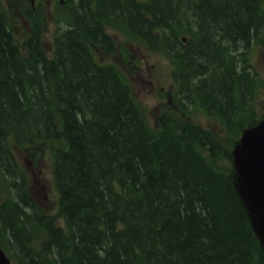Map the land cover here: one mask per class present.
<instances>
[{"label":"trees","instance_id":"trees-1","mask_svg":"<svg viewBox=\"0 0 264 264\" xmlns=\"http://www.w3.org/2000/svg\"><path fill=\"white\" fill-rule=\"evenodd\" d=\"M66 8L72 23L56 34L50 59L39 36L45 15L31 21L36 32L23 49L0 5L3 165L10 175L12 144L34 147L49 137L63 141L53 149L66 230L52 219L26 215L22 202H29L28 184L22 176L15 183L22 202L0 207V220L15 238V262L264 264L233 188L232 146L190 124L177 131L165 127L151 132L129 88L113 70L99 67L91 50L110 44L105 24L163 50L167 43L174 48L177 35L194 22L205 38L196 47L193 63L211 79L199 80L205 99L199 103L234 119L231 74L218 62L222 45L247 42L252 35L264 43V0H69Z\"/></svg>","mask_w":264,"mask_h":264},{"label":"rangeland","instance_id":"rangeland-1","mask_svg":"<svg viewBox=\"0 0 264 264\" xmlns=\"http://www.w3.org/2000/svg\"><path fill=\"white\" fill-rule=\"evenodd\" d=\"M2 7L4 8L7 21L11 28L15 29V36L19 40L22 34L27 30V24L30 23L31 18L35 17V12L31 10L27 14L23 12L22 16L20 13L21 7H26L30 9L26 2H19V0H1ZM45 11V20L46 24L42 29V33L39 34L41 38V44L46 45L47 50H50V41L52 33L54 32L57 23L61 19H65L66 12L63 9L56 7L54 0L46 4V7L43 8ZM28 11V10H27ZM64 19L61 24V28H64ZM38 24H36V27ZM138 44L133 43L132 41H126L122 43L123 48H129V53L127 55L128 62L136 61L140 67L139 74H134L132 70V75L130 74L131 69L125 66L123 58L116 54L111 57H107V62L118 65L121 68H124V72L130 76V81L128 80L132 91L134 99L137 103L140 104L143 109L144 114L147 119L153 123V113L156 107L159 106L158 95L154 92L157 89L162 90L169 95L171 102L169 106L172 107V111L180 116L182 120H185L187 117V112H177L178 104L176 103V98L174 95V88L172 86V80L168 73V64L164 58L158 56L157 53L147 54V52L142 49L135 51ZM131 47V48H130ZM260 57H255L252 59L253 63L258 61ZM136 75V76H135ZM158 86V88H155ZM162 87V88H161ZM165 108H168L165 105ZM188 116L200 124L204 128H215L216 130H210L211 134L216 137L218 140H222L223 137H227L225 128H222L221 122L217 121L214 118L208 117L204 114L203 111H191L188 113ZM52 147L63 146V141L60 138L55 137L50 140ZM25 149H15V157L23 168L27 171L29 177V190L33 193L31 195L32 200L35 205L38 207L43 214H54L55 205H56V191L54 188V180L52 176V170L50 167V159L46 157H39L35 162L31 161L30 167L26 164ZM29 158V156H28ZM30 159V158H29ZM30 170H33L34 176L31 175ZM0 178V202L3 201L6 196V188ZM43 189V190H42ZM42 190V192H40Z\"/></svg>","mask_w":264,"mask_h":264},{"label":"water","instance_id":"water-1","mask_svg":"<svg viewBox=\"0 0 264 264\" xmlns=\"http://www.w3.org/2000/svg\"><path fill=\"white\" fill-rule=\"evenodd\" d=\"M263 150L264 123L247 130L232 154L235 188L264 246V160L258 157ZM0 264H10L1 250Z\"/></svg>","mask_w":264,"mask_h":264},{"label":"bare ground","instance_id":"bare-ground-1","mask_svg":"<svg viewBox=\"0 0 264 264\" xmlns=\"http://www.w3.org/2000/svg\"><path fill=\"white\" fill-rule=\"evenodd\" d=\"M186 2V1H185ZM84 3V2H83ZM82 3V4H83ZM159 3V2H158ZM81 4V5H82ZM154 4V3H153ZM175 5V4H174ZM207 5V4H206ZM175 10V9H174ZM4 47V46H3ZM30 70V69H29ZM96 71V70H95ZM90 72V71H89ZM92 72V71H91ZM101 75V74H100ZM82 77V76H81ZM84 79V78H83ZM92 79V78H91ZM94 81V80H93ZM105 82V81H104ZM97 85V84H96ZM104 86V85H103ZM111 88V87H110ZM114 92V91H113ZM122 95V94H121ZM50 96V95H49ZM95 96V95H94ZM81 97V96H80ZM79 97V98H80ZM7 100V99H6ZM112 100H114V99H112ZM76 101V100H75ZM98 101V100H97ZM107 102V101H106ZM13 103V102H12ZM102 104V103H101ZM100 104V105H101ZM2 107V106H1ZM18 107V106H17ZM112 107V106H111ZM119 107V106H118ZM109 108V107H108ZM97 109V108H96ZM40 111V110H39ZM98 111V110H97ZM96 111V112H97ZM19 112V111H18ZM25 112V111H24ZM91 113V112H90ZM15 115V114H14ZM101 115V114H100ZM38 116V115H37ZM67 116V115H66ZM34 118V117H33ZM36 118V117H35ZM23 119V118H22ZM69 119V118H68ZM12 120V119H11ZM33 121V120H32ZM93 121V120H92ZM16 122V121H15ZM1 123H2V121H1ZM20 123V122H19ZM88 123H90V122H88ZM96 125V124H95ZM3 126V125H2ZM105 126V125H104ZM98 127V126H97ZM11 128V127H10ZM101 129V128H100ZM96 131V130H95ZM88 134H91V133H88ZM132 135V134H131ZM92 137V136H91ZM96 137V136H95ZM116 137V136H115ZM90 138V137H89ZM103 138V137H102ZM120 138V137H119ZM144 140V139H143ZM83 141V140H82ZM146 141V140H145ZM119 142V141H118ZM119 147V146H118ZM111 148V147H110ZM129 148V147H128ZM136 148V147H135ZM139 148V147H138ZM96 149V148H95ZM132 149V148H131ZM111 150V149H110ZM157 151V150H156ZM109 153V152H108ZM115 154V153H114ZM131 154V153H130ZM100 155V154H99ZM126 156V155H125ZM177 156V155H176ZM101 157V156H100ZM99 157V158H100ZM148 157H150V156H148ZM159 158V157H158ZM87 159V158H86ZM90 159V158H89ZM103 160V159H102ZM108 160V159H107ZM130 160V159H129ZM86 163V162H85ZM198 164V163H197ZM64 165H66V164H64ZM120 165V164H119ZM180 165V164H179ZM93 166V165H92ZM96 167V166H95ZM105 167V166H104ZM142 167V166H141ZM179 167V166H178ZM103 168V167H102ZM161 168V167H160ZM64 169V168H63ZM178 169V168H177ZM66 170V169H65ZM182 170V169H181ZM150 171H151V169H150ZM93 172V171H92ZM127 172H130V173H132V171H127ZM143 172H145V171H143ZM63 173V172H62ZM100 173V172H99ZM99 173H98V175H99ZM80 174V173H79ZM110 174V173H109ZM117 174V173H116ZM140 174V173H139ZM148 174H150V173H148ZM128 175V174H127ZM141 175V174H140ZM146 175V174H145ZM152 175V174H151ZM79 176V175H78ZM131 176H132V174H131ZM188 176V175H187ZM92 177V176H91ZM109 177V176H108ZM130 178V177H129ZM172 178V177H171ZM102 179V178H101ZM139 179V178H138ZM142 179V178H141ZM122 180V179H121ZM108 181V180H107ZM133 181H134V179H133ZM137 180H135V182H136ZM168 181V180H167ZM161 182V181H160ZM169 182V181H168ZM180 182V181H179ZM104 183H105V181H104ZM137 184H138V182H136ZM142 183V182H141ZM154 183V182H153ZM188 183V182H187ZM191 183V182H190ZM103 184V183H102ZM101 184V185H102ZM107 185V184H106ZM109 185V184H108ZM111 185V184H110ZM159 185V184H158ZM61 186V185H60ZM134 186V185H133ZM140 186V185H139ZM154 186V185H153ZM62 187V186H61ZM146 187V186H145ZM64 188V187H63ZM80 188V187H79ZM148 188V187H147ZM108 190V189H107ZM177 190V189H176ZM174 191V190H173ZM93 192V191H92ZM88 194V193H87ZM194 195V194H193ZM111 196V195H110ZM73 199V198H72ZM94 199V198H93ZM198 199V198H197ZM111 200V199H110ZM96 201V200H95ZM122 201H123V199H122ZM73 202V201H72ZM169 202V201H168ZM176 203H177V201H176ZM181 203V202H180ZM154 204V203H153ZM76 206V205H75ZM171 206V205H170ZM92 207V206H91ZM166 207V206H165ZM169 208V207H168ZM107 210V209H106ZM126 210V209H125ZM132 211H134V210H132ZM67 212V211H66ZM103 212V211H102ZM72 213V212H71ZM83 214V213H82ZM135 214V213H134ZM161 214V213H160ZM155 215V214H154ZM162 215V214H161ZM127 216V215H126ZM135 220V219H134ZM180 221V220H179ZM183 221V220H182ZM186 222V221H185ZM107 223V222H106ZM166 223V222H165ZM184 223V222H183ZM90 224V223H89ZM130 224V223H129ZM95 225V224H94ZM186 225V224H185ZM158 227V226H157ZM76 228V227H75ZM194 229V228H193ZM171 230H172V228H171ZM220 230V229H219ZM169 232V231H168ZM199 232V231H198ZM215 232V231H214ZM150 234V233H149ZM171 234V233H170ZM173 234V233H172ZM169 235V234H168ZM189 235V234H188ZM186 236V235H185ZM81 239V238H80ZM115 239V238H114ZM178 240V239H177ZM24 241V240H23ZM21 242V241H20ZM140 242V241H139ZM166 243V242H165ZM193 243V242H192ZM110 244H111V241H110ZM199 244V243H198ZM22 245V244H21ZM154 245V244H153ZM152 245V246H153ZM161 246V245H160ZM80 247V246H79ZM118 247V246H117ZM165 247H166V245H165ZM180 247V246H179ZM219 247H220V245H219ZM115 249V248H114ZM172 249V248H171ZM151 254V253H150ZM201 254V253H200ZM153 256V255H152ZM28 257V256H27ZM149 257V256H148ZM32 258V257H31ZM110 259V258H109ZM183 260V259H182ZM124 261V260H123ZM150 262V261H149ZM120 264V263H119Z\"/></svg>","mask_w":264,"mask_h":264},{"label":"flooded vegetation","instance_id":"flooded-vegetation-1","mask_svg":"<svg viewBox=\"0 0 264 264\" xmlns=\"http://www.w3.org/2000/svg\"><path fill=\"white\" fill-rule=\"evenodd\" d=\"M263 98H264V94H263ZM251 106L253 107L252 113L256 115H264V99L261 102L258 101L257 104L252 103Z\"/></svg>","mask_w":264,"mask_h":264}]
</instances>
